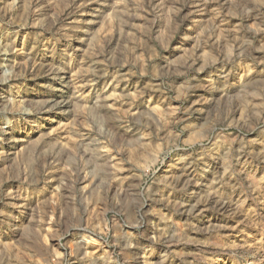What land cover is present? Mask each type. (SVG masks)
<instances>
[{
    "label": "rangeland",
    "instance_id": "obj_1",
    "mask_svg": "<svg viewBox=\"0 0 264 264\" xmlns=\"http://www.w3.org/2000/svg\"><path fill=\"white\" fill-rule=\"evenodd\" d=\"M0 264H264V0H0Z\"/></svg>",
    "mask_w": 264,
    "mask_h": 264
}]
</instances>
